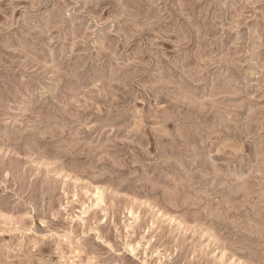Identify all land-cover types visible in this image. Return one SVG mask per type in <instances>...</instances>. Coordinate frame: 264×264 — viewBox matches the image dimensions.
<instances>
[{"label":"rangeland","instance_id":"rangeland-1","mask_svg":"<svg viewBox=\"0 0 264 264\" xmlns=\"http://www.w3.org/2000/svg\"><path fill=\"white\" fill-rule=\"evenodd\" d=\"M0 264H264V0H0Z\"/></svg>","mask_w":264,"mask_h":264}]
</instances>
